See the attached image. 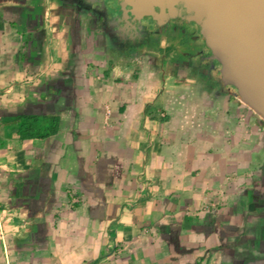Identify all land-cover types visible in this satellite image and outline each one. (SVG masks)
<instances>
[{
	"label": "crops",
	"instance_id": "crops-1",
	"mask_svg": "<svg viewBox=\"0 0 264 264\" xmlns=\"http://www.w3.org/2000/svg\"><path fill=\"white\" fill-rule=\"evenodd\" d=\"M49 0H0V264H264L261 130L112 60ZM19 115L57 116L46 139Z\"/></svg>",
	"mask_w": 264,
	"mask_h": 264
},
{
	"label": "flooded vegetation",
	"instance_id": "flooded-vegetation-1",
	"mask_svg": "<svg viewBox=\"0 0 264 264\" xmlns=\"http://www.w3.org/2000/svg\"><path fill=\"white\" fill-rule=\"evenodd\" d=\"M57 9L94 34L112 60L130 66L147 65L183 85L177 94L187 102L248 110L231 95L221 76V60L214 53L201 24L194 18H164L160 14L128 18L123 0H49ZM252 113V112H251ZM261 130L259 154L264 159V124L253 113Z\"/></svg>",
	"mask_w": 264,
	"mask_h": 264
},
{
	"label": "water",
	"instance_id": "water-1",
	"mask_svg": "<svg viewBox=\"0 0 264 264\" xmlns=\"http://www.w3.org/2000/svg\"><path fill=\"white\" fill-rule=\"evenodd\" d=\"M156 13L201 24L231 95L264 124V0H123L128 18Z\"/></svg>",
	"mask_w": 264,
	"mask_h": 264
},
{
	"label": "trees",
	"instance_id": "trees-1",
	"mask_svg": "<svg viewBox=\"0 0 264 264\" xmlns=\"http://www.w3.org/2000/svg\"><path fill=\"white\" fill-rule=\"evenodd\" d=\"M12 130L7 135L21 139H46L56 135L60 129V118L57 116L19 115L11 122Z\"/></svg>",
	"mask_w": 264,
	"mask_h": 264
},
{
	"label": "rangeland",
	"instance_id": "rangeland-1",
	"mask_svg": "<svg viewBox=\"0 0 264 264\" xmlns=\"http://www.w3.org/2000/svg\"><path fill=\"white\" fill-rule=\"evenodd\" d=\"M241 112L242 113H247V118H251V119H253L254 117H253V115H252V113H251V111L248 109H246V110H241Z\"/></svg>",
	"mask_w": 264,
	"mask_h": 264
},
{
	"label": "built area",
	"instance_id": "built-area-1",
	"mask_svg": "<svg viewBox=\"0 0 264 264\" xmlns=\"http://www.w3.org/2000/svg\"><path fill=\"white\" fill-rule=\"evenodd\" d=\"M3 225V223H2V221L0 220V226H2Z\"/></svg>",
	"mask_w": 264,
	"mask_h": 264
}]
</instances>
